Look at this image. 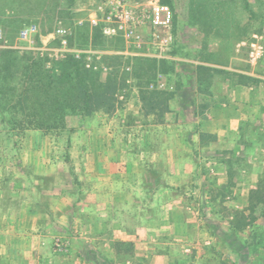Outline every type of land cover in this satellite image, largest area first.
Returning <instances> with one entry per match:
<instances>
[{
    "label": "rangeland",
    "instance_id": "1",
    "mask_svg": "<svg viewBox=\"0 0 264 264\" xmlns=\"http://www.w3.org/2000/svg\"><path fill=\"white\" fill-rule=\"evenodd\" d=\"M126 1L140 16L168 4L170 25L146 18L109 35L106 5L92 21L104 0H0L9 45L0 50L17 58L8 86L19 92L35 59L58 72L77 53L104 83L61 128H22L18 96L0 101V179L18 191L19 207L36 182L35 200L49 212L34 223L0 215V264H264V0ZM28 23L48 47L59 45L49 33L62 24L77 51L56 58L46 49L42 58L15 47ZM256 41L262 53L252 62ZM99 175L125 184L114 221L79 213L82 183Z\"/></svg>",
    "mask_w": 264,
    "mask_h": 264
},
{
    "label": "trees",
    "instance_id": "2",
    "mask_svg": "<svg viewBox=\"0 0 264 264\" xmlns=\"http://www.w3.org/2000/svg\"><path fill=\"white\" fill-rule=\"evenodd\" d=\"M15 52L16 49L11 48L0 50V79L5 81L0 88V101L8 100L9 94L18 96L19 103L14 108L24 115L18 120L22 128L49 130L64 127L65 115L90 108L99 94L98 88L104 87L99 76L89 71L77 57L71 56L58 72L46 68L45 61L41 59L24 65L21 70L23 84L18 92L17 87L8 86L11 78L15 77L13 68L17 58L11 57ZM132 245L127 241V247Z\"/></svg>",
    "mask_w": 264,
    "mask_h": 264
},
{
    "label": "built area",
    "instance_id": "3",
    "mask_svg": "<svg viewBox=\"0 0 264 264\" xmlns=\"http://www.w3.org/2000/svg\"><path fill=\"white\" fill-rule=\"evenodd\" d=\"M106 3H99L97 9L93 12L92 21L94 24H98V9H104V5H106V9L108 10V20L111 23L106 25L104 30L109 35L116 34L119 30H124L136 26H142L146 22V18L157 28V27H166L170 25L172 20V10L168 4L156 2L153 4L152 13L144 14L140 16L137 11L130 8L126 0H104ZM18 38L22 41L21 45H17L15 47H20L22 49L27 50H36L42 58L45 57L46 49L51 50L56 58L66 57L69 51H77L75 48L70 47L68 41V30L62 24H60L53 32L49 33V39L54 40L55 38L59 39V45L48 47L47 43L44 45H39L37 41L38 28L36 24L28 23L24 26H21L20 30H18ZM172 36H166L162 38L163 44L171 43ZM7 41L3 36L2 29H0V47H9L6 44ZM260 42L256 41L250 44L249 55L251 57L252 62H255L258 57L262 53V46L259 45ZM79 57V53L76 54ZM90 56H88V59ZM87 65L90 66L91 63L87 62Z\"/></svg>",
    "mask_w": 264,
    "mask_h": 264
},
{
    "label": "crops",
    "instance_id": "4",
    "mask_svg": "<svg viewBox=\"0 0 264 264\" xmlns=\"http://www.w3.org/2000/svg\"><path fill=\"white\" fill-rule=\"evenodd\" d=\"M35 24V23H33ZM34 161H36V158H34ZM98 166V165H97ZM48 167H43L44 169H47L48 173ZM33 169L32 172L33 174H36L37 171L39 172V170L35 169V167L31 168ZM30 169H27V173L29 175H25L27 180L30 179V177H33L34 175H30ZM86 174V173H85ZM36 176V175H35ZM95 176V175H94ZM100 180L97 178L91 182H84L81 185V195L79 194V196L77 195V204L78 207L80 208V214L83 216L84 213H88V212H94V213H100L104 216L107 217L108 220L114 221L115 219H113V215L111 214L112 212H115V204H113L112 202H114V199L116 197V187L117 185H119L118 187H122V185H125L123 182L117 184L114 181H110V180H104L102 179V177L99 175ZM27 185H31L33 188L28 187L27 188V195H28V202L26 203H22L21 207H19V203L17 201V194L18 191H11V189H8L10 186L7 184H4L1 179H0V215L1 217H3V219L7 222L9 219L13 218V220H18V218H20V215L22 214L23 216H30L32 217L33 223H34V218L37 215L38 212H42L45 214H49V212L44 211L43 206L45 205V203L43 205H40V203L36 202V190L34 189V187L37 185L36 182H31L29 181L27 183ZM127 185V183H126ZM28 190L31 191L28 192ZM40 190V189H39ZM45 191V189H43L42 192L38 191L37 193H39V195H43L44 198L47 197H52V195H47V194H43ZM51 193V192H50ZM45 201V200H44ZM43 201V202H44ZM40 205V206H38ZM37 207L40 208L39 211H37ZM93 208V210H90V208ZM120 212H122L123 214H127V210H123L121 209ZM31 227H34L35 229V224L31 225ZM117 233L121 236H124L125 239H127V230L125 228H120L117 230ZM27 236H33L31 233H28Z\"/></svg>",
    "mask_w": 264,
    "mask_h": 264
}]
</instances>
